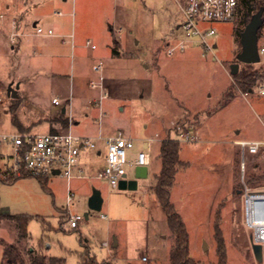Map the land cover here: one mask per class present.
<instances>
[{"label": "rangeland", "instance_id": "374dc122", "mask_svg": "<svg viewBox=\"0 0 264 264\" xmlns=\"http://www.w3.org/2000/svg\"><path fill=\"white\" fill-rule=\"evenodd\" d=\"M13 1L0 0V15H9L5 5ZM61 4H54L53 11L67 12ZM65 5L76 10L73 28L77 38L89 39L98 49L86 47L82 55L65 57L62 70L55 73L29 67L8 74L1 65L6 57L0 53V133L45 135L52 132V123L65 125L64 118L78 122L73 134L89 135L105 123L112 133L121 130L135 139L136 148L129 152L132 157L141 140L157 134L159 140L152 145L149 176L139 181L136 190L110 187L103 180H75V196L69 203L68 184L62 176H50L48 188L35 177L14 182L0 179V214L34 217L29 237L20 234L15 220L0 221V264H8L3 258L7 245L20 251L23 261L18 264H38V252L46 256L45 264H51L50 257L78 264L79 254L84 252L107 264H168L174 237L154 193L155 174L161 168L162 141L180 139L183 131H190L195 141L180 140L182 156L190 166L176 176L186 172L179 175L173 201L190 235V257L198 264H218V225L227 264H259L252 252V232L245 226L243 189L264 192V151L249 157L243 170L236 142L264 141V78L253 93L237 91L218 110L234 84L231 65L238 62L243 48L237 33L245 29L240 16L233 22L211 25L217 31L213 50L204 52L201 45L188 43L183 51L170 56L168 47L186 40L185 31L177 28L186 18L176 0H67ZM3 22L0 19V25ZM110 39L119 41V57L110 54ZM5 41L12 43L8 34L0 36V51ZM259 46H264V27ZM99 61L104 63V91L90 86L97 79L93 65ZM254 65L264 72V54ZM242 67L240 63V70ZM13 83L20 98L8 96V84ZM103 93L108 97L101 109L92 103ZM99 146L102 157L95 152L85 157L96 171L102 168L106 153L104 143ZM11 152L7 144L1 146L0 172L9 163ZM127 172L131 179L135 177L134 166H127ZM94 189L103 193L100 212L88 204ZM73 215L83 217L76 229L70 227ZM115 242L119 244L116 248ZM142 257L148 260L144 262Z\"/></svg>", "mask_w": 264, "mask_h": 264}, {"label": "built area", "instance_id": "2783aa9c", "mask_svg": "<svg viewBox=\"0 0 264 264\" xmlns=\"http://www.w3.org/2000/svg\"><path fill=\"white\" fill-rule=\"evenodd\" d=\"M176 1L186 18L185 22L179 26L185 31L186 40H183L176 47H168L167 53L170 56L183 51L188 43L201 45L204 52L213 50L217 47V44L213 42L217 31L211 25L233 22L240 16V0ZM3 17L1 15V18ZM12 23L16 27L18 22L14 20ZM34 30V35L38 37L58 36L54 30L42 26H35ZM11 36L12 41H15L19 34L13 32ZM58 37L66 45L73 41L74 35H61ZM87 46L96 49V46L91 45V42H88ZM259 52L260 55L264 54V46H259ZM103 70V61H99L93 66V71L97 74V79L90 84L93 89L100 88L101 91H104L105 77ZM107 97L108 94L103 93L94 98L92 104L102 109ZM53 102L56 105H61L59 99H54ZM103 114V112L100 114L99 119L104 116ZM158 138V134L153 138H149L147 148L139 151L136 157H132L129 152L135 148V142L123 132L98 138L64 132H51L45 135L0 133V148L2 145L7 144L12 150L7 157L9 163L1 170L0 175L4 180H14L28 176L50 177L57 171L68 182L76 178L88 177L87 170L82 166V159L90 152H95L102 157L103 151L99 146V142H103L106 153L103 167L97 174V178L105 181L110 187H118L121 181L129 177L127 166L132 165L135 168L138 166L149 167L152 164V145L153 142L159 140ZM181 139L186 142L195 141L190 131L181 132L179 140ZM236 144L241 150L243 170L249 157L255 158L264 151V141L261 140H240ZM73 198L74 193L69 187L68 202L71 203ZM243 199L245 226L252 232L253 243L261 245L264 263V192L254 191L246 186L243 189ZM102 217L107 219L106 215ZM82 221L83 217L73 215L70 218V227L72 229L78 228ZM47 246H50V243ZM147 260L148 257L142 258L144 262Z\"/></svg>", "mask_w": 264, "mask_h": 264}, {"label": "crops", "instance_id": "0c3cea01", "mask_svg": "<svg viewBox=\"0 0 264 264\" xmlns=\"http://www.w3.org/2000/svg\"><path fill=\"white\" fill-rule=\"evenodd\" d=\"M59 2H61L62 3L61 5H63L64 7H67V9H68L67 12H64L62 10L53 11V5L58 4ZM66 3H67V0H63V1H61V0H40V1H37V0H16V1H13L12 3H7L5 5V8L8 10L7 13L9 15L4 14L3 18H1L2 14L0 15V19L5 20V22L2 23L3 25H0V36L5 37L6 34H8L11 38L12 37L11 35L13 32H17L19 34V36L16 38L15 41H12V39H11V42H12L11 44L7 43V41H5L2 44V51H0V53L5 55L6 60L1 62V65H2V69L5 72H8V74H9V72L10 73L13 72L15 74L16 72L20 71L21 68L27 70V68L32 67V68L39 70V71H49V72L55 73L56 70H59V71L62 70L63 63L61 60L64 59L65 57L71 56L72 58H74L75 56L82 55L83 54L82 50L86 49V47L87 48L89 47V49L91 48V50H93V51L98 49V47L93 43H91V45H95L96 49H93L91 46H87V43L90 42L89 39L86 40L85 42H83V40H80L79 38H77V35L75 34V30L73 28L74 24H75V19H76L75 18L76 17V10H75V8L68 7L67 5H65ZM11 10H12V12H11ZM60 13H62V15H60ZM10 14L13 15V16L11 15V18H10ZM14 20H16L18 22L16 27H14L13 23H12ZM40 23L42 25H40ZM35 26H42L46 29H52V30H54V32L58 36H61V35H67L68 36L70 34H73L74 35L73 41L69 42L68 44L65 45L62 43V39L58 36H56V37H38V36H35L34 35ZM109 28L111 31L112 30L111 26H109ZM177 28H179V26H177ZM117 32L119 33L120 30L117 29ZM108 46L111 49L110 54H112L113 42H111V39H110V44H108ZM30 49H32V50H30ZM13 79H17V78L14 77ZM90 83H91V81H90ZM8 85H11V87H12V85H14V83L8 84ZM12 88L16 89L15 87H12ZM33 90L36 91V88H33ZM17 94H18L17 98H20L19 90L17 91ZM54 99H56V98H54ZM68 101L71 102V99H69ZM102 112H103V110H102ZM99 117H98V119H99ZM102 119H103V117H101V119H99V122H101ZM63 120L66 121L65 125L61 124V123H52L51 131L52 132H59L61 130H64V131L67 130V131H71L73 133V131H74L73 127H74V125H78V122H75V120L64 119V118H63ZM20 124L22 126H24L22 123H20ZM112 131H114V130L111 129L110 127L108 128L106 126V124L103 123L102 125L100 124V126L97 127L95 129V131H93L89 135H81V136L98 138L100 136L101 137H107L110 135H114L118 132H122L121 130H119L117 132L112 133ZM148 139L141 140L138 152L147 148ZM133 140L135 142V139H133ZM135 145H136V143H135ZM135 148H136V146H135ZM183 151H184V146H182V150H181V159L183 161L189 162L188 160L183 158V156H182ZM152 153H153V149H152ZM96 155L98 157H100L99 154H96ZM86 156L87 155H85V157ZM85 157H83V159H82V166L87 170L88 177L76 178L70 182H68V180H66V183L68 184L67 200H68L69 187L71 188V190L73 191L74 196H75V190L72 187L73 181H75V180H88V179L89 180L90 179L91 180H99L97 178V174L99 173V171L102 168L100 170L96 171V169H94L91 166V164L88 163V161H87V159H85ZM103 164H104V162H103ZM103 164H102V167H103ZM160 170H161V168L159 169V172L157 174H155L156 176L160 173ZM185 173L186 172H184L182 174H185ZM182 174H179V175H182ZM179 175L176 179V185L171 191V200L173 203H174V201H173L174 193L176 191V188L179 185V181H178ZM54 176H56V175H54ZM148 176H149V167H148ZM47 178L49 180V177H47ZM129 179H131L130 176L128 177V180ZM93 187H94V185H93ZM118 188H119V186H118ZM138 188H139V182H138L137 189ZM126 190H129V189H126ZM101 194L103 197L102 192H101ZM102 208H103V206H102ZM48 243H50V242H48ZM118 245L119 244L117 243V246L114 245L113 247L116 248V247H118ZM50 248H51V243H50ZM142 258H141V260H142Z\"/></svg>", "mask_w": 264, "mask_h": 264}, {"label": "trees", "instance_id": "16d2710c", "mask_svg": "<svg viewBox=\"0 0 264 264\" xmlns=\"http://www.w3.org/2000/svg\"><path fill=\"white\" fill-rule=\"evenodd\" d=\"M240 21L241 24L246 27L253 19V17L259 12L262 13V26L258 30V37L261 38L262 28L264 27V0H240ZM243 29L237 30L239 36L242 35ZM112 55L119 57L121 55V46L118 40H113ZM264 78V72L255 69L254 64H243L242 69L237 75H234V84L230 87L227 94L222 98L218 104V110L227 106L235 97L237 91H242L246 94L253 93L257 83ZM182 145L181 141L176 138H165L160 146V158H161V170L156 176V185L154 187V193L157 200L165 212L167 225L169 231H171L174 241L169 251L168 264H198L192 257H190V235L188 229L182 220L175 204L171 200V191L175 184L177 174L190 166V163L181 159ZM28 176L24 178H31ZM42 181L43 186H47V177L39 176L35 177ZM0 179L4 182H14L16 180H4L0 175ZM34 217L27 215H4L0 214V221L3 219L15 220L19 227V232L22 236H28V228L30 222ZM67 217H65L66 219ZM40 219V218H39ZM44 221V220H43ZM61 223L60 229L63 228ZM44 227V225H43ZM47 229V228H46ZM76 229V228H74ZM216 234L218 239V264H227V255L224 240L220 235V228L216 225ZM42 241V240H41ZM4 260L8 261V264L22 263V256L17 247L13 245H7L4 253ZM51 264H66L65 258L50 257ZM46 256L38 252L36 261L38 264H45ZM78 264H107L97 261L96 257L90 255L87 252L79 254Z\"/></svg>", "mask_w": 264, "mask_h": 264}, {"label": "water", "instance_id": "95a60500", "mask_svg": "<svg viewBox=\"0 0 264 264\" xmlns=\"http://www.w3.org/2000/svg\"><path fill=\"white\" fill-rule=\"evenodd\" d=\"M262 13L259 12L256 14L252 21L245 27L241 35L242 51L238 55V62L231 65V74L237 75L240 71V63L243 64H257L261 61V55L259 52V37L258 30L262 26ZM8 95L12 99L18 97L17 90L12 87L8 90ZM66 113V109H63V114ZM54 175H59L57 171L54 172ZM148 177V167L138 166L135 168V177L133 179H125L121 181L119 188L120 190H136L138 187V182L142 179ZM104 199L102 197L101 191L94 189L92 196L89 198L88 204L90 209L100 212ZM252 252L256 261L259 264H263V253L262 247L259 244L253 243L252 236L250 237ZM117 246V243L114 244ZM207 248V247H206Z\"/></svg>", "mask_w": 264, "mask_h": 264}]
</instances>
